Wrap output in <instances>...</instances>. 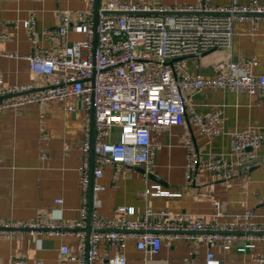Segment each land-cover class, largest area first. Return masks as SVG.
<instances>
[{
  "label": "built area",
  "instance_id": "obj_1",
  "mask_svg": "<svg viewBox=\"0 0 264 264\" xmlns=\"http://www.w3.org/2000/svg\"><path fill=\"white\" fill-rule=\"evenodd\" d=\"M75 13L78 26L85 31L84 38L68 41L62 48L49 51L34 36L30 37L32 47L24 57L31 71L50 75L48 85L43 90H34L30 82L3 85L0 73V110L27 102L67 98L76 100V104L68 105L69 109L84 110L86 134L81 140L82 155L77 167L81 218L69 223L47 224L0 221V233L24 227L73 231L79 237L77 251L72 252L67 244H60L56 264H66L70 260L77 264H97L98 260L104 264H126V256L119 251L99 256L97 248L101 240L119 250L128 238H132L136 248L153 254L159 250L163 236L181 237L184 231L196 232L208 246L219 243L224 248L242 233L246 242L237 248L240 251L253 246L255 240L264 239V222L252 220L251 209L234 213V221L221 226L218 218L224 211L218 199L213 200V211L206 220L199 214L189 217L167 209L155 211L149 204L140 211L134 205H117L116 216L101 218L94 196L103 187L96 179L102 175V166L107 162L143 166L144 192L148 196L180 194L163 189L157 182L149 183L147 179L156 150L150 132L183 124L187 118L202 134L222 133V106L206 113L195 111L192 93L203 88H222L237 94L243 91L258 94L259 101L264 102V73L254 71L257 61L252 56L219 58L213 62L214 73L209 77L182 69L187 57L199 56L213 48L229 51L234 19L264 16V3L249 0L244 4L214 6L209 0H199L152 6L146 0H98L95 15V0H87L86 7L76 9ZM59 20L52 32L65 37L69 28L68 9L60 10ZM22 24L28 27L33 22L30 18ZM2 55L21 56L0 48ZM11 93L18 94L1 97ZM114 126L119 128L117 139H112ZM262 137V132L254 127L233 130L228 152L202 158L191 134L187 133L185 177L190 179L198 171L206 170L214 178L228 179L237 168L249 169L250 159L255 156ZM46 155L41 152L40 157ZM55 202L61 199L56 198ZM157 212L165 218L153 217ZM87 216L88 237L85 231ZM212 258L213 252L208 250L206 259ZM11 263L9 259L7 264Z\"/></svg>",
  "mask_w": 264,
  "mask_h": 264
},
{
  "label": "crops",
  "instance_id": "obj_2",
  "mask_svg": "<svg viewBox=\"0 0 264 264\" xmlns=\"http://www.w3.org/2000/svg\"><path fill=\"white\" fill-rule=\"evenodd\" d=\"M133 2L136 0H122ZM152 6L181 5L199 0H146ZM249 0H209L214 6L244 4ZM264 3V0H258ZM87 0H1L0 48L21 54L0 56L3 85L28 83L34 90H43L50 75L35 73L28 67L24 55L32 47L31 36L49 51L62 48L68 41L82 39L85 31L77 24L76 9L85 8ZM68 9L69 28L65 37L52 32L59 25V12ZM32 19L25 27L22 22ZM252 56L256 73H264V16L240 17L233 21L231 49L213 48L182 62V69L213 75L212 64L219 58ZM189 93V90H184ZM258 94L243 91L237 94L222 88H203L191 95L195 111L206 113L222 106L224 131L217 135L202 134L185 118L183 124L165 129H153L151 141L156 145L149 183L157 182L163 189L179 195H153L144 192V172L141 165L107 162L96 179L103 187L95 192L97 213L101 218L116 216L117 205H134L140 211L146 204L155 211L167 209L189 217L197 214L209 218L213 200L220 201L224 214L218 218L221 226L233 222L234 213L251 209L252 220L264 222V102ZM74 98L48 102H27L0 110V221L32 223H69L81 218L80 186L77 167L81 160V140L84 131L83 109H69ZM254 127L262 132L260 146L250 159L249 169L237 168L228 179H217L206 170L192 178L185 177V135L191 134L202 158L209 154L228 152L230 132ZM118 127L112 128V139L118 138ZM90 135V131H89ZM41 152H46L41 158ZM60 198L61 202H55ZM155 218L165 217L158 212ZM196 237H192V235ZM238 233L228 248L221 244L208 246L196 232L184 231L181 237L161 239L156 253L138 249L132 238L121 249L100 241L99 256L116 251L126 256V264H264V239L255 240L245 250L237 248L246 242ZM65 243L76 252L79 237L69 230L24 227L11 233H0V264H56L58 247ZM213 258L206 259V252ZM19 261H16V260ZM66 264H77L70 260ZM97 264H104L98 260Z\"/></svg>",
  "mask_w": 264,
  "mask_h": 264
},
{
  "label": "water",
  "instance_id": "obj_3",
  "mask_svg": "<svg viewBox=\"0 0 264 264\" xmlns=\"http://www.w3.org/2000/svg\"><path fill=\"white\" fill-rule=\"evenodd\" d=\"M97 10H98V0H95V15L97 14ZM16 94H18V93H11V94H7V95H1V97L12 96V95H16ZM92 136H93V117L91 118V122H90V139H91V142H92ZM90 154H92V151H90ZM140 168L144 172V167L141 166ZM85 231H86V234H87V237H88L89 236V232H90V225H89V217L88 216H87V226L85 228Z\"/></svg>",
  "mask_w": 264,
  "mask_h": 264
},
{
  "label": "rangeland",
  "instance_id": "obj_4",
  "mask_svg": "<svg viewBox=\"0 0 264 264\" xmlns=\"http://www.w3.org/2000/svg\"><path fill=\"white\" fill-rule=\"evenodd\" d=\"M118 130H119V128H118ZM117 134H118V132H117Z\"/></svg>",
  "mask_w": 264,
  "mask_h": 264
}]
</instances>
